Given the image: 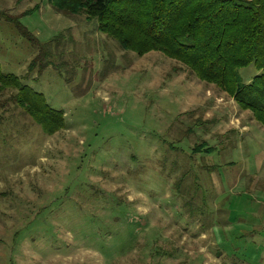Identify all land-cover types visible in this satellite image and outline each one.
Segmentation results:
<instances>
[{"label":"rangeland","instance_id":"374dc122","mask_svg":"<svg viewBox=\"0 0 264 264\" xmlns=\"http://www.w3.org/2000/svg\"><path fill=\"white\" fill-rule=\"evenodd\" d=\"M0 11L50 49L31 70L38 46L0 16L1 70L65 119L48 135L0 92V264H264V127L249 110L84 13ZM201 142L213 150L192 152Z\"/></svg>","mask_w":264,"mask_h":264},{"label":"trees","instance_id":"16d2710c","mask_svg":"<svg viewBox=\"0 0 264 264\" xmlns=\"http://www.w3.org/2000/svg\"><path fill=\"white\" fill-rule=\"evenodd\" d=\"M57 12L84 13L96 28L125 50L143 55L158 51L182 63L196 77L217 86L241 109L249 110L264 127V0H49ZM35 4L23 14L34 11ZM13 21L38 53L29 67L50 55L47 43ZM42 64L39 69L45 67ZM253 63L257 72L240 84L236 70ZM13 90L12 100L43 130L52 135L65 127L64 112L49 105L45 95L0 68V92ZM192 152L213 146L196 144Z\"/></svg>","mask_w":264,"mask_h":264},{"label":"crops","instance_id":"0c3cea01","mask_svg":"<svg viewBox=\"0 0 264 264\" xmlns=\"http://www.w3.org/2000/svg\"><path fill=\"white\" fill-rule=\"evenodd\" d=\"M260 230H261V231H259L258 234H261V233L264 231V226L261 227ZM261 235H262V234H261ZM263 241H264V234L262 235L261 238H258V239H257V242H256L255 244H256V246H258L259 248H262V250L264 251ZM262 257H263V256H260V257L257 259V261L260 260V259H262Z\"/></svg>","mask_w":264,"mask_h":264}]
</instances>
